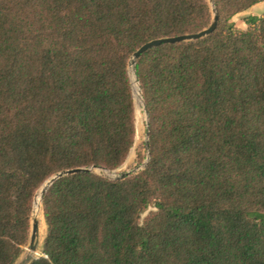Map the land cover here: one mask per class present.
Listing matches in <instances>:
<instances>
[{
    "label": "trees",
    "instance_id": "trees-1",
    "mask_svg": "<svg viewBox=\"0 0 264 264\" xmlns=\"http://www.w3.org/2000/svg\"><path fill=\"white\" fill-rule=\"evenodd\" d=\"M212 1L210 35L136 60L146 164L55 180L29 264H264V12L232 21L264 0ZM211 20L208 0H0V264L28 245L49 177L124 163L132 54Z\"/></svg>",
    "mask_w": 264,
    "mask_h": 264
},
{
    "label": "water",
    "instance_id": "water-1",
    "mask_svg": "<svg viewBox=\"0 0 264 264\" xmlns=\"http://www.w3.org/2000/svg\"><path fill=\"white\" fill-rule=\"evenodd\" d=\"M210 7H211V12H212V20L210 25L199 31L196 33H191V34H184V35H179V36H174V37H164V38H159V39H153L145 44H143L137 51H135L129 62H128V68H130L131 70V86L133 89V84L135 83L137 86V90H138V95H139V99L141 100V103L143 104V99L141 96V91L139 88V84L138 81L136 79L135 76V63L137 58L139 57V55L144 52L147 49H150L152 47L158 46L160 44H164V43H175V42H184V41H194V40H198L201 38H204L208 35H210L217 27L218 25V12L217 9L213 3L212 0H208ZM132 75H133V79H132ZM134 90V89H133ZM144 109V106H143ZM145 112V116H146V129L148 131V116L147 113L144 109ZM148 132H146V140H145V151H146V160L143 162L142 166H144L148 160ZM100 169L103 170L106 173V177L111 178V179H115V180H120L126 176H128L130 174V171L127 172H122V173H116L115 170H108L104 167H96V166H91L89 168H70V169H65L62 171H59L57 173H55L54 175H52L51 177H49L42 185L40 188V191L38 193L39 198H40V202L42 199V196L45 194V192L47 191L48 187L57 179L68 176V175H72V174H76L79 172H94L95 169ZM36 197V196H35ZM35 200V198H34ZM34 206V203H33ZM32 223H31V231H30V237H29V242H28V247L26 252L24 253V255L22 256V258L20 260H18L15 264H29L33 259H35L36 257V238L38 235V220L33 218V212H32Z\"/></svg>",
    "mask_w": 264,
    "mask_h": 264
},
{
    "label": "rangeland",
    "instance_id": "rangeland-1",
    "mask_svg": "<svg viewBox=\"0 0 264 264\" xmlns=\"http://www.w3.org/2000/svg\"><path fill=\"white\" fill-rule=\"evenodd\" d=\"M264 12V1H261L259 3H256L255 5L251 6L245 11H242L232 17V21L234 22L235 26L239 29H246L247 26L243 22V18L247 15H257L260 16ZM129 76L131 79V70L128 68ZM133 79V75H132ZM133 97H134V116H135V137H134V143L132 148L130 149V152L128 153V156L126 157L124 163L117 169H115L116 173H122V172H135L142 168V164H138L137 161V155L140 153L142 155L146 154L145 151V140H146V116L143 109V104L141 103V100L139 99L137 86L134 83L133 84ZM145 159L143 160V162ZM95 173L106 175V173L103 170L95 169ZM106 177V176H105ZM108 178V177H107ZM111 179V178H110ZM41 188V186H40ZM40 188L35 193V200H34V206H33V218L38 220V235L36 238V256H39L41 253V246L43 242V238L45 235V223L43 219L42 214V204L40 202L39 198V191ZM37 198H39L38 205H37ZM145 216V213L142 215V217ZM32 223V219H31ZM31 231V228H30ZM28 245L24 248L23 253L19 257L18 260L22 258L24 253L27 250ZM17 260V261H18ZM16 261V262H17Z\"/></svg>",
    "mask_w": 264,
    "mask_h": 264
},
{
    "label": "bare ground",
    "instance_id": "bare-ground-1",
    "mask_svg": "<svg viewBox=\"0 0 264 264\" xmlns=\"http://www.w3.org/2000/svg\"><path fill=\"white\" fill-rule=\"evenodd\" d=\"M38 200H37V205H38V201H39V198H37Z\"/></svg>",
    "mask_w": 264,
    "mask_h": 264
}]
</instances>
